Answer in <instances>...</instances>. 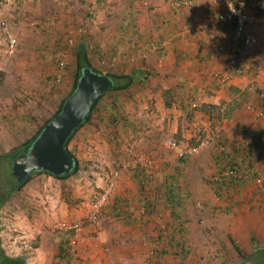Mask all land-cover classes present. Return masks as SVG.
I'll use <instances>...</instances> for the list:
<instances>
[{
  "label": "rangeland",
  "instance_id": "obj_1",
  "mask_svg": "<svg viewBox=\"0 0 264 264\" xmlns=\"http://www.w3.org/2000/svg\"><path fill=\"white\" fill-rule=\"evenodd\" d=\"M198 1L179 11L186 21L173 42L194 43L191 35L195 33L206 43L215 35V4L212 1V19L208 20L202 12L210 6ZM164 7L172 13L176 4L173 0H0V154L33 138L58 112L72 92L80 44L89 46L94 70L103 75H127L149 63L156 68L143 87L104 98V103L121 105L123 116L135 124L137 133L123 134L114 141V129L107 127V115L100 106L102 113H95L69 145L79 172L64 181L34 176L4 209L1 236L9 257L25 256L28 264H59L54 256L60 240L54 238L79 225L83 240L75 244L73 264H113L112 260L117 264H154L148 255L157 246L152 249L150 243L144 246L136 239L146 231H155V239L169 231L165 223L168 213L162 210L151 216L145 209L168 176L178 177L176 187L185 202L183 217L192 248L185 264H221L224 257L236 261L231 240L248 253L256 245L264 246V115L259 108L264 94V58L258 61L245 57L243 50L235 52L249 76L240 82L241 95L227 91L231 83H222V71L214 72L209 80L189 76L185 82L181 75L188 76L186 64L181 66L175 57L161 60L172 51L170 48L161 55L163 43L168 41L162 20ZM204 20L210 26H204ZM11 40L16 41L13 54L9 52ZM243 43H237L238 48ZM253 43L244 44L257 51ZM235 53L228 52L227 57ZM203 65L206 70L211 68ZM170 143H176L177 148L172 149ZM222 147L234 154L248 149L260 173L256 182L238 190L227 188L230 194L223 200L210 184L221 175L214 156ZM224 162L223 167L228 168ZM137 165L148 169L154 181L144 187L136 183ZM115 173L119 178L111 205L116 198L125 199L129 207L139 201L142 206L131 212L132 218L148 219L151 225L135 229L128 241L126 237L119 240L124 243L121 245L114 237L123 227L113 218L112 210L108 217L102 208L99 220L104 232L95 243L90 217L98 210ZM169 219L173 220L170 215ZM132 247L139 252L134 254ZM117 249L121 250L119 257H110ZM128 251L133 252L129 257ZM174 260L166 261L177 264Z\"/></svg>",
  "mask_w": 264,
  "mask_h": 264
},
{
  "label": "trees",
  "instance_id": "obj_2",
  "mask_svg": "<svg viewBox=\"0 0 264 264\" xmlns=\"http://www.w3.org/2000/svg\"><path fill=\"white\" fill-rule=\"evenodd\" d=\"M91 51L89 46L86 43H82L79 45L76 53V66L74 69V83L72 92L69 94L68 97H66L63 102L60 105V108L58 112L53 116V118L61 112L63 105L67 101L68 98L71 97V95L75 92L78 83L82 76V71L86 67H90L91 70L94 73L101 74L94 70L93 67V60L90 56ZM241 69L244 71L245 66L241 65ZM244 74V72H243ZM245 75V74H244ZM109 77L113 78L117 82V86L115 89L108 92L93 108L91 115L85 122V124L81 127V129L91 122L92 116L95 113H98L99 115L102 113V108L100 109V106H103L104 113L107 115V119L105 122L107 123V127L110 129H114V141L121 138V135L125 134L127 137L132 133H137L135 124L130 121V119L126 116H123L122 107L118 102L112 103H104V98L111 94H117V93H125L129 92L132 89L139 87H143L148 82H150L151 78L153 77V74L147 71L146 69H139V70H132L127 75H108ZM259 108L261 111L264 112V98L260 99V105ZM52 118V119H53ZM51 119V120H52ZM104 119V118H103ZM47 121L43 127H41L36 135L29 139L24 141V143L16 147L8 152H3L0 154V264H28L27 257L21 256L12 258L9 257L5 249L3 247V241H2V232H3V212L4 209L8 206V204L17 197L25 188V186L33 179H29L24 183V185L19 188V183L17 179L13 176V165L16 159L25 153H27L30 148L32 147L35 140L40 136L45 126L51 121ZM79 129L75 135L81 130ZM73 138L68 143V151L71 153V155L76 159L75 155L69 150V145L74 139ZM264 135V134H263ZM259 138L262 137V134H259ZM262 143L263 140L261 139ZM244 148V147H242ZM252 149H256L251 147ZM245 149V148H244ZM227 147H222L220 153L216 154L214 156V161L216 165H218L220 170V178L216 179L215 181H212L210 183L214 188L215 193L217 194V197L221 200L224 198L226 199L225 194H230L229 191L226 192V189L231 188L232 186L235 188L233 190H238L241 187L245 186L249 182H256L260 179V173L257 169L253 166V158L251 156V153L247 154L248 149L242 150L243 152L240 153L237 151V155L234 154V152L227 151ZM239 150V149H238ZM222 160H225L224 164H227L228 168L223 167ZM247 160L249 162V165L247 164ZM77 161V167L75 171L71 174L74 175L79 172L80 165L78 160ZM227 161V162H226ZM181 163H185L186 161L181 160ZM39 175H48L53 177L52 175L48 173H37L35 176ZM71 175L63 176L61 178H57L58 180H67ZM155 177L152 173L148 171V169L142 167L141 165H137V167L134 169V181L137 183H140L143 187L147 184L153 182ZM177 181L178 177L176 176H168L166 177V180L162 182L161 187H157L158 194L156 197H159L158 199H164V201L168 204V208L171 210V217L173 218L177 227L173 229L172 231L165 230V233L161 236H159L153 243L158 246L154 251V257L158 259L159 261L164 260L166 256H172L175 260L179 261L180 264H185L187 259L192 253V248L190 246L188 236L189 231L185 227L186 225L182 224L184 222V198L180 196L177 189ZM164 190V193H160ZM224 193V194H223ZM231 196V195H230ZM149 204V205H148ZM145 206H147L148 214L151 213L152 204L147 203ZM110 209V210H108ZM129 210V205L126 201L117 199L113 202V205H111L110 201L109 203L104 207L103 211L104 215L107 214L108 217L112 216V213L109 214V211H113V218L115 219H122V218H128L126 215V210ZM108 211V212H107ZM75 233L74 231H66L64 233H58L56 239L60 240V244H58L57 247V253H55L54 259H56L59 264H73L74 261V253H73V246L72 242L74 239ZM231 245L234 251L236 252V261H229L227 258H221L220 262L221 264H264V246L256 245L255 249L252 251V253H248L246 250L243 249V247L238 244L236 241L231 240ZM252 242L256 244V241L254 238L252 239ZM162 244H165L162 245ZM169 244L168 246H166ZM157 260V263L160 264Z\"/></svg>",
  "mask_w": 264,
  "mask_h": 264
},
{
  "label": "crops",
  "instance_id": "obj_3",
  "mask_svg": "<svg viewBox=\"0 0 264 264\" xmlns=\"http://www.w3.org/2000/svg\"><path fill=\"white\" fill-rule=\"evenodd\" d=\"M196 0H173V2L176 4V7L174 9V11L171 13V10L169 11V9L167 8H163V22H164V27L165 28V36H167L168 41L163 43V47H162V52H165V55L167 54V51H170V48L172 51H170L166 57H162L163 59H161L163 62L165 59H169L170 57L174 58L175 62L180 61V65L183 66V63L186 64V67L188 68L187 71L185 73L188 74L187 75H181L182 76V80H184L185 82L188 81L189 76H194V77H198V79H211L212 75L214 74V72H219L222 71V73H226V68H227V63L230 60V57L232 55H230V57L228 58V52H232L235 53L237 51L240 52V50H243V54L245 55V57L250 58V59H255L258 61H261V59L264 58V27L262 26H258V25H253L249 28V36L252 39V43L255 45L254 48L257 49L256 50H252V48L246 46L243 43V46L238 48V44L234 41V37H235V29L233 27V25H228V24H221L218 23H212V26L217 25V30L215 31V35L211 37L210 40H207L206 43H204L205 39L204 37H197V35H191L192 38H194V43L192 42H187L185 40L180 41L179 39L175 42H173V39L176 37H179L178 35H180L179 31L181 28L180 26L183 24L184 21H186L184 19V16H182V14L180 15L179 11L188 8L186 6L191 5L192 8L194 6V4H196L195 2ZM212 1L215 4V12L217 13V17L219 16V14L221 12L224 11V8L222 6H219L215 3L216 0H199L198 2H201V4H205V5H209L210 7H206V12H202L204 18L211 20L212 19V11H211V7L212 5ZM169 2V1H168ZM199 4V3H198ZM216 7H220V8H216ZM249 11L251 13H256V14H260L264 16V0H251V7L249 9ZM204 26H210L208 21L204 20ZM164 29V28H163ZM191 32V33H190ZM189 34H192V30H190ZM175 34V35H174ZM217 36V37H215ZM190 37V38H191ZM179 42V44H177ZM149 44V43H147ZM173 45V46H172ZM172 46V47H169ZM176 46V47H175ZM220 49H222V51H220ZM131 50L133 51L134 49ZM183 50V51H182ZM257 52V53H256ZM241 53V52H240ZM236 55V53L234 54ZM237 56V55H236ZM259 56V57H258ZM239 58V57H238ZM240 61V59H239ZM203 63H206L208 66L207 67H211L209 69L206 70V67L203 65ZM241 63V61H240ZM149 65H151L149 63ZM147 65V68H135L133 70H139V69H146L149 72H152V69H156L154 67H151ZM204 66V68H203ZM173 67V65L171 66ZM149 68V69H148ZM165 68H169L168 65ZM203 68V70H202ZM206 70V71H205ZM205 71V72H204ZM205 74V75H204ZM223 74V75H224ZM245 75L242 77H238V76H232L231 81L229 82V85L226 89L229 93L233 95H241L242 90L240 89L239 85L240 82L243 80H246L247 78H249V76L246 74V72L244 73ZM204 75V76H201ZM236 89L237 94H235L234 92H231L232 90ZM219 91L223 92L224 89H219ZM228 93V94H229ZM243 94V93H242ZM230 95V94H229ZM231 96V95H230ZM162 193H164V190H162ZM159 197L154 198V200L152 202H149L150 204H152V209H151V213H149L148 215L153 216L155 212H165L168 213L171 216V210L170 208H168V204L164 201V200H159ZM122 200L121 198H117ZM125 201V199H123ZM149 205V204H148ZM141 205V203L139 201H135L132 202L131 207H129V212H130V218H122V219H115V221H118L120 226L123 227L120 228V233H117V235L114 237L115 239L118 240V242L121 245H124V243L122 244L119 240L124 241V237H126V241L129 240V238L131 237L132 233H135V229L138 230H143L144 227L151 225L148 222V219H140L137 218L136 215L135 217L132 218V213L131 212H135ZM147 207V206H146ZM144 207H142L143 209ZM147 210V208H145ZM131 210V211H130ZM126 215L128 216V213L126 212ZM160 215H162V213H160ZM169 215H168V219L166 220V227L168 228L169 231L175 229L176 230L178 225L175 224L176 221H173L172 219H169ZM151 223L154 224L153 221H151ZM182 224L185 225L184 222H182ZM160 227H162L161 223H159ZM189 231V229H188ZM126 232H128L127 234H125ZM102 237V236H101ZM158 238V237H157ZM83 240V239H82ZM138 242L143 243L144 246H146L147 244H151L152 245V249L155 246V244H153V242L156 240L155 239V231L153 233H147L144 232L141 236L138 237V239H136ZM95 243H99L101 241V238L98 240H95ZM135 241V240H133ZM81 242V241H80ZM86 243V242H83ZM169 244H167L166 246H168ZM165 246V245H164ZM142 247V246H141ZM116 248V247H115ZM143 248V247H142ZM159 248L158 246L154 249V251ZM134 252V254H137L139 251L137 250L136 247H132L131 248ZM147 250V249H146ZM143 251V250H142ZM154 251L151 252L150 256L148 255V257L154 259L153 262L154 264H158L156 257H154ZM115 255H113L111 253L110 257H119V255L121 254V250H115ZM133 252L128 251L127 255L128 257L130 256V254H132ZM147 254V253H146ZM100 255L98 256L100 261H103V259H100ZM102 258V257H101ZM168 258L174 259L172 256H166L164 258V260L159 261L161 262L160 264H168L170 262L166 261ZM75 261V259H74ZM73 261V263H74ZM113 264H117L116 261L112 260ZM176 262H178L177 264H180L179 261L174 260ZM120 264H124V261H121Z\"/></svg>",
  "mask_w": 264,
  "mask_h": 264
},
{
  "label": "water",
  "instance_id": "obj_4",
  "mask_svg": "<svg viewBox=\"0 0 264 264\" xmlns=\"http://www.w3.org/2000/svg\"><path fill=\"white\" fill-rule=\"evenodd\" d=\"M116 86L117 82L108 75L94 73L90 67L83 69L75 92L61 112L45 126L30 150L14 162L13 176L19 183L18 190L37 173L61 178L75 171L77 161L68 151V143L85 124L95 105Z\"/></svg>",
  "mask_w": 264,
  "mask_h": 264
},
{
  "label": "built area",
  "instance_id": "obj_5",
  "mask_svg": "<svg viewBox=\"0 0 264 264\" xmlns=\"http://www.w3.org/2000/svg\"><path fill=\"white\" fill-rule=\"evenodd\" d=\"M215 3L224 8V11L221 12L218 16L217 22L221 24L233 25L235 29L234 41L236 43L244 42L247 45L252 44V39L249 36V28L253 25H260L264 27V16L256 13H251L249 11L251 7L250 0H216ZM235 9V11L233 10ZM11 49L10 53H14V47L16 41H10ZM222 51V49H220ZM232 76L242 77L244 76L243 70L241 69V63L238 56L232 55L230 60L227 63L226 73L222 76V83L229 84ZM264 98V94L261 96ZM264 115V112L262 111ZM169 146L172 149H176V143H170ZM119 178V173L113 174V180L109 184L108 189L105 191L103 196L100 199L98 210L94 212V215L90 217V224L93 225L95 229V236L92 240H98L100 235L104 232V227L102 222H100V210L104 208L110 200L111 193L115 188L116 179ZM66 231H74L75 236L72 242L74 258L76 257L75 244L83 237L82 228L79 225L73 227H68ZM65 231V232H66Z\"/></svg>",
  "mask_w": 264,
  "mask_h": 264
},
{
  "label": "clouds",
  "instance_id": "obj_6",
  "mask_svg": "<svg viewBox=\"0 0 264 264\" xmlns=\"http://www.w3.org/2000/svg\"><path fill=\"white\" fill-rule=\"evenodd\" d=\"M232 10H233V9H232ZM233 11H235V9H234Z\"/></svg>",
  "mask_w": 264,
  "mask_h": 264
}]
</instances>
